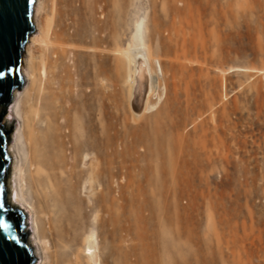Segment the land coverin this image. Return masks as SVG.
<instances>
[{
  "label": "rangeland",
  "instance_id": "374dc122",
  "mask_svg": "<svg viewBox=\"0 0 264 264\" xmlns=\"http://www.w3.org/2000/svg\"><path fill=\"white\" fill-rule=\"evenodd\" d=\"M45 1L65 39L34 45L37 60H52L58 94L70 96L82 137L113 138V148L99 144L93 160L102 172L91 182L107 197L118 196L120 186L129 196L142 183L156 201L159 179L152 219H118L132 236L121 232L111 240L104 211L95 216L85 207L86 232H95L101 264H264V0ZM138 31L155 88L148 99L153 108L133 116L132 65L123 52ZM46 77L40 71L42 84ZM21 83L22 92L28 80ZM13 91L2 119L9 121L7 144L20 123L13 112L8 117ZM136 127L147 138L122 151V134ZM92 151L84 146L77 159L84 180L92 171L82 158ZM10 176L8 165L7 202L17 189ZM79 194L88 203L86 192ZM21 211L27 239L32 216ZM86 253L81 249L83 259ZM40 261L34 256L32 264Z\"/></svg>",
  "mask_w": 264,
  "mask_h": 264
},
{
  "label": "bare ground",
  "instance_id": "6f19581e",
  "mask_svg": "<svg viewBox=\"0 0 264 264\" xmlns=\"http://www.w3.org/2000/svg\"><path fill=\"white\" fill-rule=\"evenodd\" d=\"M109 1L97 2L104 5ZM64 2L70 5V0ZM49 13L45 0H35L33 22L36 31L29 36L25 45L22 58L24 64L21 67L22 78L28 80V85L22 92L19 89L13 91V102L8 112V117L13 112L20 120L11 136L14 142L7 144L11 175L8 184H11L13 177L17 181V189L11 192L8 202L32 216L33 232L26 237V244L35 257L41 258L40 264H101L95 232H86L85 207L95 212V216L101 210L104 211L107 217L101 219H106L105 223L110 227L107 235L111 240L121 232L125 236H132L131 226L120 224L118 219H140L142 222L152 219L155 204L159 206V179L156 201L142 183L136 185L129 196L120 186L118 196L107 197L102 194L100 184L91 182L102 172L97 160H93L98 159L101 151L98 146L103 142L106 147L113 148V138L107 135L102 141L97 137L92 141L84 139L79 132L81 121L71 116L72 104H68L70 96L58 94L62 91V84L53 75L52 60L41 56L40 60L38 58L40 65L37 62L34 45L38 49L50 38L55 42L65 39V30L62 27L56 28L55 13ZM51 50L56 52L55 46ZM123 53L132 65L129 75V106L133 116H140L153 108L148 99L154 91L155 79L151 57L139 31L133 35ZM158 68L161 69L160 64ZM43 70L45 73L47 70L48 77L42 84L39 76ZM144 88L140 108L135 109L133 99L142 95ZM57 95L62 99H57ZM78 106L80 108V104ZM3 125L4 128L9 126L8 118ZM154 132L159 138V131ZM148 134L143 127L128 128L122 134V151H130L143 142ZM128 137L131 138L129 142ZM84 146L95 150L91 152L89 160L82 158V163H89L92 171L87 180L83 179L81 170L77 169V159L83 153ZM142 173L146 175L147 168H143ZM84 191L89 197L85 204L79 194ZM116 206L117 213L114 211ZM81 249L87 252L85 259L81 256ZM114 252L115 246H109V256Z\"/></svg>",
  "mask_w": 264,
  "mask_h": 264
},
{
  "label": "water",
  "instance_id": "95a60500",
  "mask_svg": "<svg viewBox=\"0 0 264 264\" xmlns=\"http://www.w3.org/2000/svg\"><path fill=\"white\" fill-rule=\"evenodd\" d=\"M35 0H0V264H32L34 255L26 244L24 215L11 208L6 199L5 181L9 165L7 142L9 131L2 124L12 91L21 87L20 62L29 36L35 32L33 7ZM11 69V71H8ZM144 79H142L143 82ZM144 91L133 99L139 109ZM16 212L17 215H12Z\"/></svg>",
  "mask_w": 264,
  "mask_h": 264
},
{
  "label": "snow or ice",
  "instance_id": "6c2138e0",
  "mask_svg": "<svg viewBox=\"0 0 264 264\" xmlns=\"http://www.w3.org/2000/svg\"><path fill=\"white\" fill-rule=\"evenodd\" d=\"M8 71H11V69H8ZM2 75H3V73L0 72V76H2ZM0 227L7 228V227H9V225H7V224H0Z\"/></svg>",
  "mask_w": 264,
  "mask_h": 264
},
{
  "label": "trees",
  "instance_id": "16d2710c",
  "mask_svg": "<svg viewBox=\"0 0 264 264\" xmlns=\"http://www.w3.org/2000/svg\"><path fill=\"white\" fill-rule=\"evenodd\" d=\"M12 215H14V216H15V215H17V214H16V212H13V213H12ZM26 264H29V262H27Z\"/></svg>",
  "mask_w": 264,
  "mask_h": 264
}]
</instances>
